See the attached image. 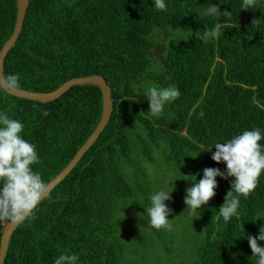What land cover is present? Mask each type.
<instances>
[{
    "label": "trees",
    "instance_id": "1",
    "mask_svg": "<svg viewBox=\"0 0 264 264\" xmlns=\"http://www.w3.org/2000/svg\"><path fill=\"white\" fill-rule=\"evenodd\" d=\"M165 2L167 10L157 11L152 0H30L5 75L18 78L16 87L37 92L102 75L112 88L114 112L76 168L13 233L5 264H53L60 253L77 254L79 264H121L125 242L117 210L130 201L144 213L149 203V189L133 186L126 175L134 146L149 160L154 147L162 148L172 169L183 160L181 166L191 164L200 179L206 167L225 168L211 159L214 147L200 151L212 141L257 127L264 131V21L252 25L264 20V0L242 10L241 0H212L232 15L206 44L196 35L215 21L195 12L209 0ZM17 10V0H0V51L13 33ZM145 84L180 92L159 119L147 113L149 102L140 92ZM0 111L25 125L23 136L40 158L34 168L48 184L98 125L102 91L75 86L48 103L0 91ZM231 179L217 177L215 196L201 206L206 235L189 264H253L243 235H258L264 223L251 221L264 216V173L248 198H241L236 218L225 223L219 207Z\"/></svg>",
    "mask_w": 264,
    "mask_h": 264
},
{
    "label": "clouds",
    "instance_id": "2",
    "mask_svg": "<svg viewBox=\"0 0 264 264\" xmlns=\"http://www.w3.org/2000/svg\"><path fill=\"white\" fill-rule=\"evenodd\" d=\"M152 5L157 11L167 10L165 0H152ZM248 8L256 9L255 0H241L240 10ZM195 13L203 21L205 18L215 21L211 28L204 23V31L196 35L205 44L217 39L221 26L232 15L229 11L221 12L219 5L212 0H209L205 7L197 9ZM221 17H224V22H221ZM261 21L264 20L256 19L252 25ZM17 79L15 75L0 78L5 82L0 84V91L10 92L17 84ZM140 92L149 102L147 113L157 119L163 117L166 106L180 96L178 88L171 85L160 88L144 87ZM199 115L203 118V111ZM24 127L19 119L0 111V222L22 223L31 216L47 192L46 182L34 168L40 162L36 146L24 138ZM262 139H264V131L257 127L244 130L227 140L212 141L205 150L200 151H210L214 147L215 151L212 152L211 159L217 163H224L225 168L221 170L219 167H206L200 179H197L199 174L191 176L184 174L187 178L163 179L151 193L147 194L148 206L145 207L140 203L144 206L145 212L138 215L142 220L146 216L147 224L157 231L162 229L171 231L173 219H169V216L173 209L165 202L171 200L177 179L193 181L192 185L186 188L184 196L185 210L191 215L199 212L201 206H206L215 196V189L218 186L217 177L225 180L232 178L230 188L224 197L225 202L219 207L220 217L225 223H229L237 216L241 198H248L256 189L261 174L264 173V144L260 143ZM183 162V160L179 162L180 166ZM257 219L264 221V216L257 215L256 219L251 221ZM243 237L247 239L252 251L248 259L253 264H264V245L260 243L264 242V223L261 224L258 235L245 234ZM53 264H79V257L75 253H60L53 260Z\"/></svg>",
    "mask_w": 264,
    "mask_h": 264
},
{
    "label": "rangeland",
    "instance_id": "3",
    "mask_svg": "<svg viewBox=\"0 0 264 264\" xmlns=\"http://www.w3.org/2000/svg\"><path fill=\"white\" fill-rule=\"evenodd\" d=\"M66 1L70 3L74 0ZM153 149V158L149 160L145 157L141 146H134V157H131L132 172L126 174L133 186L140 183L151 193L163 179L187 178L185 175H193L191 164L172 169L165 160V151L158 147ZM168 173H171V176H168ZM146 179L149 181L146 182ZM192 183L191 180L177 179L175 190L171 193V200L165 202L173 209L169 216V219H173L171 231L163 229L157 231L150 227L146 222V216L141 214L145 221L142 220L138 215L142 212L130 201L120 206L117 210V219L125 242L124 258L121 264H189L193 261L195 247L206 235V230L201 210H199L200 213L195 212L191 215L188 210H185V190ZM140 196L142 199L145 198Z\"/></svg>",
    "mask_w": 264,
    "mask_h": 264
},
{
    "label": "water",
    "instance_id": "4",
    "mask_svg": "<svg viewBox=\"0 0 264 264\" xmlns=\"http://www.w3.org/2000/svg\"><path fill=\"white\" fill-rule=\"evenodd\" d=\"M30 5V0H17V18L15 23V28L13 30L12 35L6 41L4 46L0 51V78H3L5 75V61L7 55L9 54L10 50L15 46L16 42L18 41L26 19V15L28 12V8ZM3 80H0V84H4ZM86 85H95L98 86L102 91V100H103V111L101 119L96 126L93 133L87 139V141L81 146L78 150L74 158L70 161V163L55 177L47 184V192L45 196L41 199L39 204L59 185L61 184L67 176L76 168V166L80 163L83 159L85 154L92 148V146L96 143L99 139L101 134L106 129L108 123L114 112V99L112 97V88L108 84L107 80L104 76L99 74H93L89 76H82V77H75L72 78L57 89L49 91V92H37V91H30L25 90L22 88H18L14 86V88L8 92L16 97L19 98H26L30 100H37L43 103H48L60 98L70 89L75 86H86ZM38 204V205H39ZM37 205V206H38ZM19 224H12L8 222L3 223V230H2V238L0 244V264H5L7 252L9 249V244L13 233L16 229L20 226Z\"/></svg>",
    "mask_w": 264,
    "mask_h": 264
}]
</instances>
